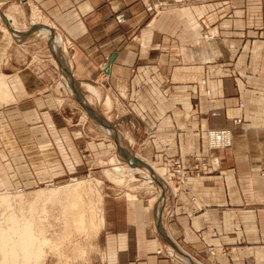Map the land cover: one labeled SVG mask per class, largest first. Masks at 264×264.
Segmentation results:
<instances>
[{"label":"crops","instance_id":"0c3cea01","mask_svg":"<svg viewBox=\"0 0 264 264\" xmlns=\"http://www.w3.org/2000/svg\"><path fill=\"white\" fill-rule=\"evenodd\" d=\"M30 2L63 38L70 76L92 106L136 141L132 151L169 177L172 159L191 174L196 157L207 159L204 174L176 197L107 185L100 255L89 264H173L157 254L170 239L208 264H264V0H20L17 7ZM5 40L2 145L24 140L25 127L33 139L41 129L54 142L80 131L85 150L90 142L111 146L94 122H72L60 71L38 54L35 39ZM210 128L233 129V147L210 151Z\"/></svg>","mask_w":264,"mask_h":264},{"label":"rangeland","instance_id":"374dc122","mask_svg":"<svg viewBox=\"0 0 264 264\" xmlns=\"http://www.w3.org/2000/svg\"><path fill=\"white\" fill-rule=\"evenodd\" d=\"M18 4H20V0L9 2L0 0V41L5 43L6 38L8 43L15 45L17 42L22 43L35 39V43L40 46L38 54L51 60L60 71L59 84L62 87L60 92L63 98L74 103L72 106L74 108L69 106L68 109L66 108L67 114L73 113L72 122L77 124L79 120L87 121L92 128L95 124L100 127L91 118L90 114L95 112L94 114L101 120L100 123L119 134L122 138L121 141L132 149L130 144L134 145L136 141L125 136L124 133L127 129L116 128L109 121L103 119L97 109L92 106L90 98L82 88H80V93L87 98L89 110L80 101L68 94L64 88L66 76L62 77L63 71L59 64L58 55L52 51L51 44H48L50 36L33 31L36 23L42 25H50L51 23L31 2L20 8L17 7ZM10 20L14 22V27L11 26ZM25 32V36H22V33ZM57 33L59 32L57 31ZM61 40V49L63 48L62 51L69 59V53L65 49L62 37ZM33 54L32 56H37V54ZM30 58L33 59V57ZM69 63L72 69L71 60ZM2 81L5 85L4 78ZM89 93L91 92L89 91ZM1 95L2 93H0V98ZM91 95L97 98L100 96L99 92L97 95L92 93ZM108 102L107 104L110 105V100ZM61 125L63 123L60 124V127ZM18 128L17 125L16 130ZM100 129L104 132V137L110 141L109 145L111 146H101L102 148L96 149V145L90 142L88 149L85 150L86 143L81 138L80 131L75 132L76 138L73 136L71 138L68 135L65 141L56 138L54 142L48 140L41 129L38 131L39 134H36L37 138L33 139L32 132H27L25 127H23L24 140L8 141L11 143L10 146L7 144L10 148L4 147L2 145L4 141L0 140V264L4 259L2 256V249L4 248L3 231L10 227V217L12 216L17 217L16 219L21 220V222L32 225L31 228L34 229L32 233L35 231L33 236L36 235L35 237H37L35 242L41 244L34 255L35 257L31 258L29 263H22L21 259L19 261L21 264H89L100 255L98 239L105 223L103 197L108 191L107 185L116 187V190L119 188L124 191H127L129 187L133 189L134 186H139V190L144 191L146 195H160L163 199L164 196H167L168 199L169 194L173 196L171 190H174L176 186V179H171L160 171L151 162V159L150 162L156 171L165 181L170 183L172 188L161 180L150 183L149 179L141 178L137 171H133L129 164L119 157L121 147L117 143L118 141L116 142V139L107 134L102 127ZM17 134L19 133L17 132ZM114 141L117 143L118 149ZM131 152L134 155H139L134 150ZM86 162L89 163L91 170L87 172L75 171V168ZM142 168L140 165L139 169L143 170ZM134 177H139V179L134 180ZM71 178L78 180L72 182ZM130 180L138 181V183L129 185ZM50 191L60 192L49 197L47 193ZM110 191L113 190L110 189ZM4 198L8 199L7 202H2ZM161 230L163 232V227ZM176 247L172 239L169 243H163V250L166 249L173 254L170 256L168 252H163V258L170 260L173 264H208L202 258L192 256V259L188 257L185 252L191 253L181 245L180 247L184 252ZM5 264L13 263L7 262Z\"/></svg>","mask_w":264,"mask_h":264},{"label":"bare ground","instance_id":"6f19581e","mask_svg":"<svg viewBox=\"0 0 264 264\" xmlns=\"http://www.w3.org/2000/svg\"><path fill=\"white\" fill-rule=\"evenodd\" d=\"M10 22L13 23V25H14V22L12 20H10ZM33 31H38L40 33L47 34L50 36L49 37V43L51 44L52 51L56 55H58L59 64L62 68L61 70L63 71L62 77L66 76L65 77V87H66L67 91L69 92L70 95H72L75 99L80 101V103H82V105H84L89 110V102L87 101V98L80 93L81 84L76 83L70 77L71 65L68 61L67 56H65L66 54L62 51L63 48L61 49L62 40H61L60 35L51 26L45 25V24H43V25H39L37 23L34 24ZM83 85H86L88 91H90L92 94L97 95L98 92L96 91V89L91 84H83ZM3 88H5V86L3 84V81L0 78V93H3V91H2ZM94 113L90 114L92 120L95 123L99 124L100 127H102L103 130L107 134H109L110 136L115 138L116 141H118V143L121 147V152L119 154V157L121 158V160H125V162L128 164L131 163L132 166H130V165L129 166L133 169V171H137L138 174H140L141 178L149 179L150 183H153L154 181L158 182L159 180H161L163 182H166V184L168 185V182L165 181L164 178H162V176L156 171V169L154 168V166L152 165V163L150 161L145 160L144 158H142L139 155H134L131 152L129 145L127 146L124 142L121 141V139H122L121 136L119 134H117L114 130L109 129L105 124L104 125L101 124L100 118L97 115H95ZM127 159H130L129 162L127 161ZM135 159H139L140 162L135 161ZM138 164H139V166L141 165L143 167L142 168L143 170L139 169ZM118 168H120V167H118ZM133 179L138 180L139 177H134ZM58 192H60V191H50L47 194L49 197H52L51 195L57 194ZM7 200H8L7 198H4L2 200V202H5V201L7 202ZM5 205H7V204H5ZM5 205H3V206H5ZM30 214L32 215V213H30ZM7 217H8V215H7ZM23 217H24V214H23ZM16 218L14 216L10 217V224L12 226L10 225V227L6 231H3V239H4L3 246H4V248L2 249V251H3L2 256L4 259H2L1 264H5L7 262H9V263L11 262L13 264H19L20 263L19 261L21 259H22L21 261H23L22 263H24V262L29 263L31 258L35 257L34 255L36 254V251L39 250L40 245H41L38 242H37L38 243V245H37V243L35 242L37 237H35L36 235L33 236V233L35 231L32 233V230H34L31 228L32 225L28 224L27 222L26 223L21 222V220L19 221ZM32 218H33V216H32ZM30 220H29V222L31 223ZM32 223H33V221H32ZM164 227L165 226L163 224V232L161 229H159L161 231V233H164V230L166 228V227L165 228ZM165 232H166V230H165ZM185 254H187V256L189 255L187 252H185ZM3 261H4V263H3Z\"/></svg>","mask_w":264,"mask_h":264},{"label":"built area","instance_id":"2783aa9c","mask_svg":"<svg viewBox=\"0 0 264 264\" xmlns=\"http://www.w3.org/2000/svg\"><path fill=\"white\" fill-rule=\"evenodd\" d=\"M153 8H149L151 11ZM205 40H213V36H204L203 37ZM102 70L106 71L108 68V64L106 63L105 66L101 67ZM205 83V81H204ZM210 94V92H207ZM241 107H243V104H241ZM243 124V119L239 118L234 121V125L236 127H241ZM206 139H207V146L210 151H223L227 150L233 147V129L230 128H212L208 129L206 131ZM197 165L194 168V172L191 174L189 173L185 168L180 159H172L171 164H172V173H171V179H176V186L174 187V190H171V193H173V196L176 197L182 192H187L189 191L190 188V178L192 176L195 177H200L204 173V169H206L207 166V159L206 157L200 156L195 158ZM77 178H71L72 182H77ZM168 186L172 188L170 183H168ZM174 217V212H170L166 215L165 221H169ZM160 231V230H159ZM161 234V231L159 232ZM166 250V249H164ZM163 249H160L157 251L158 255L163 256V252H168V255L172 256V252L166 250L164 251ZM184 252V251H183ZM189 254V253H188ZM214 254V253H212ZM166 255V254H165ZM189 257L193 259V257L189 254ZM198 263V262H197Z\"/></svg>","mask_w":264,"mask_h":264},{"label":"water","instance_id":"95a60500","mask_svg":"<svg viewBox=\"0 0 264 264\" xmlns=\"http://www.w3.org/2000/svg\"><path fill=\"white\" fill-rule=\"evenodd\" d=\"M129 160H130V159H127V161H128V162H129ZM135 161H138V162H140V160H139V159H135ZM129 165H130V166H132V164H131V163H130ZM138 166H139V164H138ZM138 166H137V167H138ZM160 227H161V226H160ZM161 234L163 235V233H161ZM164 237H165V236H164Z\"/></svg>","mask_w":264,"mask_h":264}]
</instances>
